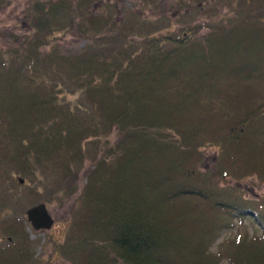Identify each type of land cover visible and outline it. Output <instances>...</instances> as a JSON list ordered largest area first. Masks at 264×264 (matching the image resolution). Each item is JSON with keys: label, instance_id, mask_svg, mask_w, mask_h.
Here are the masks:
<instances>
[{"label": "trees", "instance_id": "trees-1", "mask_svg": "<svg viewBox=\"0 0 264 264\" xmlns=\"http://www.w3.org/2000/svg\"><path fill=\"white\" fill-rule=\"evenodd\" d=\"M95 1L122 0H30V31L4 39L0 174L14 169L63 202L84 168L58 245L66 262L264 264V205L219 183L264 181V0H223L232 16L216 9V23L178 31L161 30L172 22L162 10L117 17ZM203 1L173 6L202 14ZM62 29L88 41L64 51L52 45ZM236 218L254 230L237 231Z\"/></svg>", "mask_w": 264, "mask_h": 264}, {"label": "rangeland", "instance_id": "rangeland-1", "mask_svg": "<svg viewBox=\"0 0 264 264\" xmlns=\"http://www.w3.org/2000/svg\"><path fill=\"white\" fill-rule=\"evenodd\" d=\"M208 1L209 2H198L197 4L195 2L197 8L201 9L202 14H198L197 10L193 8L189 15H187V9L185 8L175 11L173 6L174 0L161 1V4L157 3L156 6H154V4H146L142 0H122L113 4V6L108 1H103V3L95 1L94 9L99 12L103 10H112L114 15L122 17L124 10L127 12L128 9L132 8V11L151 20L158 17L159 14L157 12L162 10V12L159 13L172 16V22L163 27L161 29L162 31L168 29V31H178L185 20L190 21L193 26L199 24L203 19L204 22H208V24L216 23L218 21L216 9L219 10V17L233 15L235 9L234 7H230L226 1L221 0L220 4L218 0H216V2L218 1L217 4L212 3L214 0ZM29 2L30 0H0V49L6 48L3 42L4 39L10 41L14 36L17 38L28 33L27 16L29 12L27 8ZM158 4H160V7ZM167 16L165 18L163 17V21H167ZM203 30H205V28ZM54 36L55 37L52 38V45H61L64 51L78 48L88 41L86 38L73 35L67 29L55 31ZM65 98L67 100L73 99L70 94ZM257 123L259 126H262V119H257ZM111 138L115 140V134H112ZM209 150H211V153L205 157L203 162L206 171H212L215 167L213 155L215 150L213 148H209ZM88 165L89 162H86L85 166ZM8 172L9 173H2L6 175L4 179L1 178L2 174H0V212L2 210L6 211L5 208L9 209L8 213H11L12 210L13 212L12 214L6 212L0 214L3 218L16 215H21L23 218L26 208L38 201L46 202L50 212L55 216V223L52 230L45 233H43L42 230L33 232V228H29L28 225L23 222L22 227L26 234L25 241L29 242L30 248L32 249L31 264H74L75 261L72 260L68 262L64 261V256L59 250L58 245L63 242L68 233L71 214L77 203L78 191L85 180L84 168L80 171L74 183L75 188H78V190L75 191L74 194L66 196L63 202L55 196L52 197V195H49L51 194L50 190L47 189V187L36 185L35 181L27 179L25 184H18L15 178L17 172L14 169H10ZM219 183L229 184L231 186L237 185L236 192L240 193L246 200H253L259 204V207L264 205V181L260 180L258 177H254L253 174L245 175L238 180L229 179L228 181L225 180V182L222 180ZM6 194H10V196L3 198L2 196ZM3 206L4 209L2 208ZM243 220V222H240V219L236 218L231 223L237 226V231L244 229H248L250 232L253 231L255 224H251L249 218H243ZM233 228L234 227H231L229 230L221 231L220 236L214 240L211 248L213 250L217 249L218 241L224 236L233 234L235 231Z\"/></svg>", "mask_w": 264, "mask_h": 264}, {"label": "flooded vegetation", "instance_id": "flooded-vegetation-1", "mask_svg": "<svg viewBox=\"0 0 264 264\" xmlns=\"http://www.w3.org/2000/svg\"><path fill=\"white\" fill-rule=\"evenodd\" d=\"M9 196L10 194H6L2 197L6 198ZM2 208L4 209V206ZM5 209L6 211L2 210L0 214L4 212L8 213L9 209L8 208ZM26 210L23 215V218L21 215L8 216L6 218H3L0 215V264H31L32 262L31 261L32 249L30 248L29 242L25 241L26 234L22 227V224L24 222L25 224L28 225L29 228H33L31 223L27 220ZM12 212L8 214H12ZM50 214L54 219L52 226L49 229L42 228L36 230L33 228L34 230L33 232L42 230L43 233H45L52 230L53 225L55 223V216L51 212ZM9 246H13V247L8 248Z\"/></svg>", "mask_w": 264, "mask_h": 264}, {"label": "water", "instance_id": "water-1", "mask_svg": "<svg viewBox=\"0 0 264 264\" xmlns=\"http://www.w3.org/2000/svg\"><path fill=\"white\" fill-rule=\"evenodd\" d=\"M27 218L35 229L50 228L53 219L44 201L38 202L27 209Z\"/></svg>", "mask_w": 264, "mask_h": 264}]
</instances>
